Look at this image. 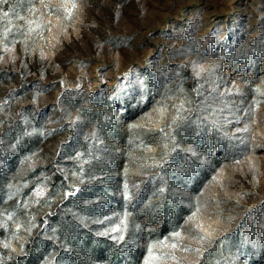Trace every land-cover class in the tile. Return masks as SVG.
<instances>
[{"label": "rangeland", "instance_id": "374dc122", "mask_svg": "<svg viewBox=\"0 0 264 264\" xmlns=\"http://www.w3.org/2000/svg\"><path fill=\"white\" fill-rule=\"evenodd\" d=\"M0 264H264V0L0 3Z\"/></svg>", "mask_w": 264, "mask_h": 264}, {"label": "snow or ice", "instance_id": "6c2138e0", "mask_svg": "<svg viewBox=\"0 0 264 264\" xmlns=\"http://www.w3.org/2000/svg\"><path fill=\"white\" fill-rule=\"evenodd\" d=\"M3 2H4V0H0V3H3ZM21 3H23V0H21ZM72 3H73V6H75V0H72ZM65 6H66V5H65ZM28 11H29V12H32V11H33V9H31V8H30V9H28ZM7 15H8V13H7V12H5V13H4V16H7ZM17 15H18V14H17ZM18 18H19V19H21V20H23V19H24V17H22V16H19V15H18ZM37 194H38V195H42V193H41V192H38ZM73 195H74V193H73ZM113 231H115V229H113ZM105 234H106V233H105ZM175 235H177V236H178V235H179V233H175ZM120 238H121V239H123V237H120ZM161 243H164V242H163V241H161ZM173 247H175V245H173ZM149 253L151 254V248L149 249Z\"/></svg>", "mask_w": 264, "mask_h": 264}]
</instances>
